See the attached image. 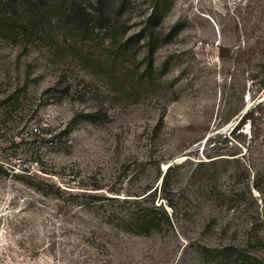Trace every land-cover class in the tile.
<instances>
[{
	"label": "rangeland",
	"instance_id": "obj_1",
	"mask_svg": "<svg viewBox=\"0 0 264 264\" xmlns=\"http://www.w3.org/2000/svg\"><path fill=\"white\" fill-rule=\"evenodd\" d=\"M157 1L161 39L182 28L153 50L166 72L145 88L96 66L108 50L102 29L58 49L0 37V161L67 190L43 198L0 178V264H219L228 245L264 264V195L255 187L264 183V0H131L129 33L147 27ZM151 48L147 38L136 45L141 70ZM238 99L242 111L227 120ZM45 129L69 133L51 145ZM219 157L229 161L199 166ZM78 191L101 199L68 196ZM149 193L141 205L160 206L161 226L137 234L122 223L124 200Z\"/></svg>",
	"mask_w": 264,
	"mask_h": 264
},
{
	"label": "trees",
	"instance_id": "obj_2",
	"mask_svg": "<svg viewBox=\"0 0 264 264\" xmlns=\"http://www.w3.org/2000/svg\"><path fill=\"white\" fill-rule=\"evenodd\" d=\"M130 4L131 0H0V37L15 44L23 42L27 50L33 46L58 49L60 43L72 39L85 41L91 38L94 29H102L107 33L109 39L108 50L103 60H98L99 63L96 66L103 68V73L106 74L109 80L116 79V75L122 76L129 79L131 85L128 86L127 84V86L131 87V89L136 87L145 88V86L154 84L156 80L161 79L166 72V67L163 68V72L154 67L153 50L161 42L172 40L182 27L180 23L175 24L166 35V38L161 39V33L155 30L156 23L153 21L159 16L161 1H157L156 6L147 19V27L141 32L131 34L129 33L130 27L127 25L129 19L125 18ZM146 38L147 43L152 48L149 55V63L141 70L140 66L135 63L137 58L135 48L138 43ZM91 57L86 56L82 61L94 63L95 59ZM259 61L264 70V49H262ZM261 85H264V75ZM51 90L53 91L54 89ZM257 108L258 106L248 111L240 122L246 119L251 120L254 113L258 111ZM242 109L241 99H238V102L232 105L230 117L227 120L239 115ZM86 117H91L95 120L91 114L86 115ZM68 133V130L56 132L45 129L44 131V134L49 135L47 142L51 143V145L58 144ZM222 154L219 153L216 156H221ZM228 161L229 158L227 157H219L210 161H201L199 166H215L217 163ZM183 165L184 163H174L167 169L163 177L164 186H167L170 180L171 171L181 168ZM46 173L52 174L50 172ZM0 178L21 183L43 198L53 197L62 200L67 191L62 186L41 177L38 173L27 169H23L21 172L16 171L14 167L6 165L2 161H0ZM255 187L261 195H264L263 179H258ZM86 189L99 190L102 188L95 186ZM148 189H151V187L144 190L143 194L129 195L142 196L148 192ZM156 190L157 188L154 191ZM83 192L69 193L68 196L75 200L82 198L97 201L101 199L100 196ZM149 195L151 193L142 198H125L124 200V203H129L131 208L121 217L122 223L137 234H150L161 226L156 216V211L160 206L152 209L141 205L142 201L140 200ZM105 198L117 199V197ZM165 214L167 220L170 221L169 215L166 212ZM209 251L208 248L204 249V252ZM215 258L219 264H252L250 258L247 257L242 249L232 245L225 246L219 250Z\"/></svg>",
	"mask_w": 264,
	"mask_h": 264
},
{
	"label": "water",
	"instance_id": "obj_3",
	"mask_svg": "<svg viewBox=\"0 0 264 264\" xmlns=\"http://www.w3.org/2000/svg\"><path fill=\"white\" fill-rule=\"evenodd\" d=\"M186 159H188L186 156H181V157H179V158H177V159L175 160V163H182V162L185 161ZM172 164H173V163H172ZM169 166H171V164H169V165L167 166V168H168Z\"/></svg>",
	"mask_w": 264,
	"mask_h": 264
}]
</instances>
